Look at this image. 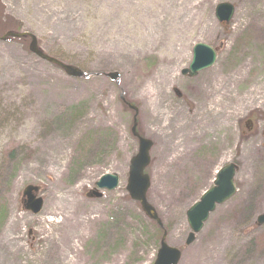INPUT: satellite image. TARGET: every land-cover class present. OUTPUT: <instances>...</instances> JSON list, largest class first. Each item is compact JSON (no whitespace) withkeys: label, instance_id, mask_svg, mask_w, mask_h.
<instances>
[{"label":"rangeland","instance_id":"374dc122","mask_svg":"<svg viewBox=\"0 0 264 264\" xmlns=\"http://www.w3.org/2000/svg\"><path fill=\"white\" fill-rule=\"evenodd\" d=\"M178 1L0 0V35L31 34L45 54L83 71L70 76L42 60L29 38L0 39V264H44L60 252L56 264H152L162 231L181 249L177 264H264V224L254 223L264 212V0H193L190 10ZM223 1L234 5L226 25L214 15ZM166 14L175 30L162 49ZM197 42L219 47L215 62L183 75ZM170 58L161 112L179 107L200 128L185 147L158 152L141 93L154 92ZM133 118L152 141L146 198L162 228L125 187ZM229 162L234 195L183 246L186 209ZM106 173L118 185L87 196ZM28 184L42 200L36 213L21 198Z\"/></svg>","mask_w":264,"mask_h":264},{"label":"water","instance_id":"95a60500","mask_svg":"<svg viewBox=\"0 0 264 264\" xmlns=\"http://www.w3.org/2000/svg\"><path fill=\"white\" fill-rule=\"evenodd\" d=\"M233 12L234 5L226 1L217 3L214 8L215 18L218 22L223 23L224 25L229 23ZM24 36L30 39L28 44L29 50L42 60L58 66L67 75L75 77H81L83 75V71L78 67L65 64L62 61L45 54L37 46L36 39L31 34L8 30L0 36V39L5 40L7 37L20 38ZM217 50L218 48H213L201 42L195 43L192 46L190 63L187 68L182 69L181 73L183 75L194 76L198 71L210 67L215 62ZM107 76L112 80H115L118 77V74L116 72H109ZM128 107L135 112L137 111L132 104L128 103ZM130 131L131 134L137 138L138 146L136 153L130 158L127 183L125 187L130 198L139 203L144 215L161 226V222L155 209L146 199V191L149 186V176L144 170L150 161L149 149L152 145V141L139 135L136 130L135 118L133 119ZM236 171L237 166L232 162L219 167L214 175L211 186L206 188L199 198L186 209L185 217L189 226V232L184 239L183 246H188L194 241L196 234L202 229L209 214L215 210L216 206L224 203L235 193ZM117 185L118 176L115 173L103 174L94 183L95 188L88 193L87 196L93 195L99 197L101 195L99 190H112ZM37 190L38 186L28 184L21 191V198L24 197L25 199L26 209H30L33 213L38 212L42 205L41 198L35 196ZM254 223L256 226L264 224V212L256 216ZM165 237L166 233L163 231L152 264H177L180 259L181 250L167 244Z\"/></svg>","mask_w":264,"mask_h":264},{"label":"bare ground","instance_id":"6f19581e","mask_svg":"<svg viewBox=\"0 0 264 264\" xmlns=\"http://www.w3.org/2000/svg\"><path fill=\"white\" fill-rule=\"evenodd\" d=\"M193 0H179L178 5L184 4L186 8L191 9V3ZM168 15V16H167ZM173 17L171 14H166L164 19L160 21L159 32L156 36V41L161 43V48H164L165 41L169 35L175 30L173 27ZM171 58L168 63L162 65L160 71L156 77L154 83V92L143 91L141 94L145 98L150 108L152 115L151 124L153 128L148 127V130L157 138V151H164L166 148L168 151H177L179 148L185 147L187 141V135L190 132H195V129L200 126H194L193 122L182 119V110L179 107L168 109L166 107L165 112H161V97L160 93L164 85L170 79V72L172 68ZM205 94V93H204ZM211 95V92L208 93ZM210 98V97H209ZM200 131V130H199ZM198 132V131H196ZM5 243H12L13 240L10 237H4ZM63 253L60 252L54 259L48 260L44 264H56V261H63ZM65 262V261H64ZM70 264V261L66 262Z\"/></svg>","mask_w":264,"mask_h":264}]
</instances>
